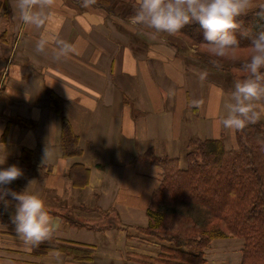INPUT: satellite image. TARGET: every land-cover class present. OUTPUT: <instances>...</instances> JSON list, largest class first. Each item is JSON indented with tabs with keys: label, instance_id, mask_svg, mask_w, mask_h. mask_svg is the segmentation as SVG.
Returning a JSON list of instances; mask_svg holds the SVG:
<instances>
[{
	"label": "crops",
	"instance_id": "0c3cea01",
	"mask_svg": "<svg viewBox=\"0 0 264 264\" xmlns=\"http://www.w3.org/2000/svg\"><path fill=\"white\" fill-rule=\"evenodd\" d=\"M137 3L50 0V21L35 29L15 18L11 0H0V167L24 170L7 187L20 191L33 180L56 224L52 236L92 251L25 245L10 221L12 201L0 206V264H158L155 243L166 242L143 230L162 176L145 154L186 168L193 140L237 144L236 130L221 125L235 73L183 40L184 47L132 30ZM41 30L72 42L75 54L59 61L35 54ZM206 253V264H215Z\"/></svg>",
	"mask_w": 264,
	"mask_h": 264
},
{
	"label": "trees",
	"instance_id": "16d2710c",
	"mask_svg": "<svg viewBox=\"0 0 264 264\" xmlns=\"http://www.w3.org/2000/svg\"><path fill=\"white\" fill-rule=\"evenodd\" d=\"M254 1L256 4L261 2ZM257 11L251 9L240 17L242 28L248 29L250 33L264 30V15H257ZM175 35H179L189 45L196 46L209 63L216 60L219 66L228 68L238 61L237 68L243 69L241 57L212 55L198 23L186 25ZM237 35L240 36L239 29ZM247 43L248 39L241 37V46L230 51L249 50L245 46ZM243 76L244 72L239 76L235 74V79ZM236 133L239 147L232 150L227 149L222 139L191 141L198 150L193 158H190V152L187 153L186 158L190 162L186 168H181L177 159L155 154L153 159L148 153L145 154L147 160L161 167L162 175L160 186L153 193L147 209V233H156L158 236L161 231L163 235H169V243L174 249L171 257L177 259L178 264H206L203 254L206 242L222 236L242 237L245 242L244 261L250 258L252 263L264 264V123H250L236 130ZM169 214L180 215L183 221L169 224ZM184 243L200 248L203 261L196 258L197 262L192 258V249L184 246ZM36 247L42 251L59 248L75 255L83 254L81 256L92 252L56 240L52 235ZM181 247L189 250L188 256L183 259L177 255V252L182 251Z\"/></svg>",
	"mask_w": 264,
	"mask_h": 264
},
{
	"label": "clouds",
	"instance_id": "9594fccd",
	"mask_svg": "<svg viewBox=\"0 0 264 264\" xmlns=\"http://www.w3.org/2000/svg\"><path fill=\"white\" fill-rule=\"evenodd\" d=\"M14 16L23 25L42 29L50 21L46 8L50 0H11ZM87 6V0L85 5ZM251 9L264 15V0H138L127 20L132 30L144 29L143 34L155 38L157 34H175L186 25L198 23L203 30V40L210 45L215 57H224L230 50L241 46V37L248 39L249 55L243 62L244 76L234 79L230 97L225 100V114L221 125L230 130H240L250 123L264 119V30L250 33L242 28L240 17ZM240 30V36L237 35ZM34 52L39 56L51 55L61 60L75 54L72 42L41 30L35 38ZM219 67L218 61L212 60ZM51 155L49 141L43 152V162ZM6 156H0V165ZM18 164L0 167V206L8 209L15 201L10 221L16 236L27 246H38L50 239L56 224L40 192L33 190V180L16 191L7 187L23 175ZM8 264H11L8 261Z\"/></svg>",
	"mask_w": 264,
	"mask_h": 264
},
{
	"label": "rangeland",
	"instance_id": "374dc122",
	"mask_svg": "<svg viewBox=\"0 0 264 264\" xmlns=\"http://www.w3.org/2000/svg\"><path fill=\"white\" fill-rule=\"evenodd\" d=\"M160 34L162 35L163 39H168V40H171V41H174L177 43H181V45L184 47V45L182 43V39L179 35L168 34V33H160ZM204 48L206 49V47H203L202 49H204ZM197 52L200 54V51H197ZM248 55H249V50H241V51H230L224 57H226V58L241 57V58H243V60H241V61H245L247 59ZM237 63H239V62L234 61V63L230 64L228 66V68H229V70H232V72H234L235 74H237L239 76L244 72V70L237 68ZM224 64H229V63H224ZM3 88H4V85H1L0 90H3ZM236 140H237V133H236ZM237 147H239L238 140H237V144L235 146L227 147V149L232 150V149H235ZM195 148H196V150H195ZM197 150H198V147H196V145L193 142H191V144H189V146H187L186 152L187 153L190 152V154H191L190 158H193V154H196ZM148 154H149L148 156L150 158L154 157V153L152 150H150L148 152ZM165 157H167V156H165ZM189 162H190V160L188 161V159L186 158V163L188 164ZM160 169H161V167H160ZM213 207L216 208V206H213ZM49 211H51V210H49ZM66 216L71 217L69 215H66ZM71 218H72L71 219L72 222H70V223H73V222H75L73 224L81 223L80 220H78L74 217H71ZM182 221L183 220H182L181 216L177 215V214H169L167 217V222L169 224H174V223H178V222H182ZM110 223H111V221H110ZM146 230H147V227L145 228V230H143V232L144 233L149 232L148 230L147 231ZM149 235L153 236L152 240H158L161 242H166L165 245L155 243V245L157 246V249L160 251L159 255H158L159 257L157 258L158 264H178L179 263V261L177 259H174V257H171V256H173L172 253H174V249L171 248L172 247L171 243H170L171 245H167V244H169V240H170V239H168L169 235L165 236V235H163V233H161V231L158 232V236L156 233L149 234ZM239 238L243 239L242 237H237V236L215 237L211 240L209 239L208 241L206 239L207 242H206V245L204 247L205 249H204L203 254L205 255V254H207L206 252H208V254L211 256V258L213 259L215 264H255L254 262L252 263L250 261V258H248V259H246V261H244V259H245L244 258V251L240 250L239 244H240L241 240ZM66 243L71 244L70 242H66ZM184 246H187V247L192 249V252H193V255L191 256L192 258H194V259L197 258V259H200L201 261H203L201 259L200 253L202 251H200L201 250L200 248L196 247L195 245L185 244V243H184ZM181 248L182 249H180V250H182L184 252L183 253H182V251L177 252V255L179 256V258L183 259L186 256H188L187 253H189V250L185 249L186 247H181ZM197 259H196V261L198 262ZM204 260L206 261V259H204Z\"/></svg>",
	"mask_w": 264,
	"mask_h": 264
}]
</instances>
